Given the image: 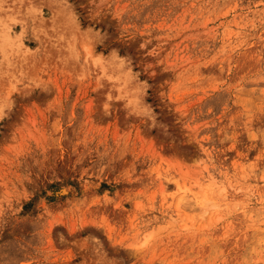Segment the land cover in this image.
I'll use <instances>...</instances> for the list:
<instances>
[{
  "label": "rangeland",
  "instance_id": "obj_1",
  "mask_svg": "<svg viewBox=\"0 0 264 264\" xmlns=\"http://www.w3.org/2000/svg\"><path fill=\"white\" fill-rule=\"evenodd\" d=\"M0 264H264V0H0Z\"/></svg>",
  "mask_w": 264,
  "mask_h": 264
}]
</instances>
